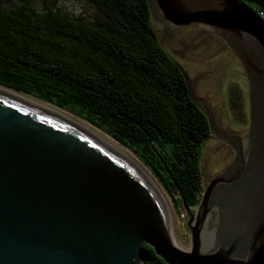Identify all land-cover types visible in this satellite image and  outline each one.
Listing matches in <instances>:
<instances>
[{
	"label": "water",
	"instance_id": "water-1",
	"mask_svg": "<svg viewBox=\"0 0 264 264\" xmlns=\"http://www.w3.org/2000/svg\"><path fill=\"white\" fill-rule=\"evenodd\" d=\"M151 1L166 26L221 38L248 87L245 136L225 131L231 160L193 209L180 195L188 248L153 179L162 197L114 147L0 89V264H142V243L166 264H264V18L241 0H149L152 14Z\"/></svg>",
	"mask_w": 264,
	"mask_h": 264
},
{
	"label": "trees",
	"instance_id": "trees-1",
	"mask_svg": "<svg viewBox=\"0 0 264 264\" xmlns=\"http://www.w3.org/2000/svg\"><path fill=\"white\" fill-rule=\"evenodd\" d=\"M84 1L98 12L92 20L52 1L43 11L26 0L0 5V86L122 146L170 202L183 212L182 195L193 209L204 189L200 158L209 124L160 44L149 0ZM245 1L264 18V0ZM231 104L238 106L233 97ZM140 249L142 264H166L149 245Z\"/></svg>",
	"mask_w": 264,
	"mask_h": 264
},
{
	"label": "rangeland",
	"instance_id": "rangeland-1",
	"mask_svg": "<svg viewBox=\"0 0 264 264\" xmlns=\"http://www.w3.org/2000/svg\"><path fill=\"white\" fill-rule=\"evenodd\" d=\"M23 1L0 0V5L6 9L15 8L22 4ZM26 1L35 9L42 11L45 10V4L52 1L54 8H59L62 12H67L71 15L82 16L88 20H92L98 15L96 9L84 0ZM243 2L251 8L254 6L250 1L244 0ZM151 4L153 7L151 24L157 33L160 44L185 74L190 92L197 100L198 105L214 122L219 123L222 127L229 128L231 131H238L243 124L248 127V121L246 123L247 118L245 120V114L248 115V87L243 68L238 59L233 57L231 51H227V46L217 36L214 37V41L208 40L207 42H201L197 38L184 48L183 42L179 39L192 30L184 27L178 28L164 25L153 1H151ZM232 97L241 109L238 106L233 107L231 104ZM56 110L66 114L59 109ZM75 120L84 124V122L78 119ZM84 125L89 127L86 124ZM92 131L94 130L92 129ZM94 132L97 133L96 131ZM100 136L103 137L102 135ZM103 138L131 157L130 153L122 146L105 137ZM232 154V149L226 143L215 141L211 138L203 141L200 165L205 185L228 164L232 158ZM131 158L137 162L133 157ZM163 195L171 209L174 238L180 247L188 248L189 232L185 229V211H183L184 213L181 211L178 202H170V198L165 196L164 193Z\"/></svg>",
	"mask_w": 264,
	"mask_h": 264
},
{
	"label": "flooded vegetation",
	"instance_id": "flooded-vegetation-1",
	"mask_svg": "<svg viewBox=\"0 0 264 264\" xmlns=\"http://www.w3.org/2000/svg\"><path fill=\"white\" fill-rule=\"evenodd\" d=\"M163 24L167 25V23L165 22H163ZM181 27L192 30L190 33L184 35L182 38L179 39L181 42H183L184 48H186L189 44H191L190 42H192L193 40L197 38H199L201 42H207L208 40L214 41L215 35L211 31H209L207 28L202 27L198 24H189L187 26H181ZM181 27H178V28H181ZM225 131H230L234 133L235 136L242 138L245 136L247 132V126L243 124V126L238 131L234 132V131H231L227 127H222V125H220L219 123L214 122L212 124V130L211 131L209 130V133L205 139L211 138L212 140H215V141L217 140V141H221L222 143H226L227 142L226 137L229 134ZM228 147L230 146L228 145Z\"/></svg>",
	"mask_w": 264,
	"mask_h": 264
},
{
	"label": "bare ground",
	"instance_id": "bare-ground-1",
	"mask_svg": "<svg viewBox=\"0 0 264 264\" xmlns=\"http://www.w3.org/2000/svg\"><path fill=\"white\" fill-rule=\"evenodd\" d=\"M0 89L1 90H3V91H6V92H8V93H11V94H13V95H15V96H18V97H20V98H22V99H24V100H27V101H29V102H31V103H33V104H36V105H38V106H40V107H43V108H45V109H47V110H49V111H51V112H53V113H55V114H58V115H60V116H62V117H64V118H66V119H68V120H70V121H72V122H74L75 124H77V125H79V126H81V127H83L84 129H86V130H88L89 132H91L92 134H94V135H96L97 137H99L100 139H102L103 141H105L106 143H108L109 145H111L112 147H114L116 150H118L130 163H132L141 173H142V175L146 178V180L150 183V185L155 189V191H157L158 193H159V195L162 197L163 195H162V193H161V191L159 190V188L157 187V185L155 184V182L152 180V178L149 176V174L145 171V170H143L139 165H138V163H136L131 157H129L127 154H125L124 152H122L120 149H118L117 147H115L113 144H111L110 142H108L106 139H104L103 137H101L100 135H98L97 133H95L94 131H92V129H90L89 127H87V126H85L83 123H81V122H79V121H77V120H74L73 118H71L70 116H68L67 114H64V113H62V112H59V111H56L55 109H53V108H50V107H48V106H46V105H43V104H41V103H39V102H36V101H33V100H31V99H27V98H25V97H23V96H21V95H19V94H16V93H13V92H11V91H9V90H6V89H3V88H1L0 87ZM248 128V127H247ZM175 241V243L177 244V241L176 240H174Z\"/></svg>",
	"mask_w": 264,
	"mask_h": 264
}]
</instances>
